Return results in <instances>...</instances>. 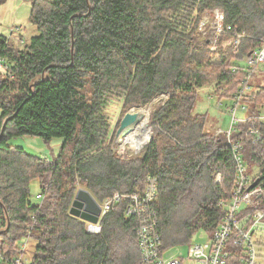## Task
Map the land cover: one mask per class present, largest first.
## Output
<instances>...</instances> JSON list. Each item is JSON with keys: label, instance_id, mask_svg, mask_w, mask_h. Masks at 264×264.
<instances>
[{"label": "trees", "instance_id": "obj_1", "mask_svg": "<svg viewBox=\"0 0 264 264\" xmlns=\"http://www.w3.org/2000/svg\"><path fill=\"white\" fill-rule=\"evenodd\" d=\"M217 8L246 34L236 54L231 44L221 50L218 65L211 63L218 51L200 30ZM31 19L38 34L27 43L21 38L22 46L0 32V59L8 66L0 71V133L20 108L0 139V229L6 211L11 219L0 236V264H14L9 259L22 255L26 235L37 241L29 264L140 263L138 221L126 215L125 202L102 217L98 234L70 213L79 183L102 202L134 192L153 175L164 247L212 231L224 217L220 201L231 198L237 164L226 136L209 135L207 114L194 113L197 89L213 82L215 94L232 105L249 84L242 101L249 114L264 112V72L240 63L264 38V0H34ZM229 38L227 31L220 39ZM162 93L167 98L151 116L161 137L153 135L141 156H118L109 142L111 103L143 106ZM23 135L63 143L47 159L8 143ZM232 139L264 185V120L252 117ZM35 179L43 194L38 202L31 200Z\"/></svg>", "mask_w": 264, "mask_h": 264}, {"label": "built area", "instance_id": "obj_2", "mask_svg": "<svg viewBox=\"0 0 264 264\" xmlns=\"http://www.w3.org/2000/svg\"><path fill=\"white\" fill-rule=\"evenodd\" d=\"M200 30L205 37L210 34L209 39L214 35L222 36L229 31L230 38L227 42L233 45L234 52H237L242 38L246 36L245 32H236L231 25L225 23V12L222 8L215 9L212 15L206 14L200 23ZM14 32L15 29H12L10 35ZM244 58L248 67L264 72V38L260 46L254 48ZM7 67L5 61L0 59V71ZM250 90L251 86L246 84L229 107L232 116L230 128H218L214 133L226 136L237 164V179L231 198L228 202L220 201V205L225 207L224 217L212 231L199 230V237L203 240L188 244L187 253L181 249L177 254L170 255L169 247L163 245L156 208L157 177L148 175L144 185L134 192H115L102 202L99 201L100 220L120 202L126 203L127 216L137 218V238L141 253L139 264H264V185L259 181L257 185L251 187L256 179L248 172L240 143L232 139L238 126L246 124L252 117L264 120V112L257 115L249 114L247 105L242 101L243 95ZM237 107L246 112L244 117H236ZM149 130L152 132L151 127ZM250 133L253 134L254 141L261 139L259 128L252 127ZM221 176V172H218L216 180L220 181ZM36 197L41 200L42 192ZM0 254L2 255L1 251ZM9 260L14 264H29L28 261H24L22 255Z\"/></svg>", "mask_w": 264, "mask_h": 264}, {"label": "rangeland", "instance_id": "obj_3", "mask_svg": "<svg viewBox=\"0 0 264 264\" xmlns=\"http://www.w3.org/2000/svg\"><path fill=\"white\" fill-rule=\"evenodd\" d=\"M34 0H1L0 1V32L10 36L12 29H15V32L12 35V40L16 42L18 46H22L24 44L21 43V38L27 43L31 40L32 36L38 34L37 26L33 23L31 19V9ZM19 29V30H18ZM210 36L206 35V37ZM222 36H212L209 40V49L211 51L217 52L212 58V64H221L223 58V48L230 45L227 40L220 39ZM20 42V43H18ZM234 52V51H233ZM237 52H235L236 54ZM241 64L246 65L247 61L243 58L240 61ZM216 85L212 82L211 85L207 84L201 86L197 89L198 96L194 106V113L207 114V124L206 130L209 135L213 134L218 130V128L229 129L231 126L232 116L229 113V107L231 105L230 99L222 98L220 99L215 94ZM167 98V94L162 93L157 98H154L152 101L143 106H131L124 107L122 102L119 100H115L111 103L109 108L107 109V113L109 115V122L112 125V129L109 136V142L111 144L112 149L118 154V156L123 159H129L134 156H141L142 151L145 150V146L150 142L153 135L160 136L161 133H157L153 127V123L151 122V116L153 112L161 106ZM144 109V110H143ZM237 118H242L245 116L246 112L241 110L240 107H237ZM128 111H136L143 115L142 117L147 119L146 126L147 128L152 129L150 131L149 139L143 143L141 142L137 147L132 145L128 137L126 138L123 135L121 138L117 135V130L119 128L121 119ZM149 126V127H148ZM157 127L161 128L158 124ZM155 131V134H154ZM8 143L20 146L26 149L29 153L40 155L47 159H52L56 157L61 149L63 138L62 137H54L50 141L45 140L42 137L35 135H23V136H15L9 139ZM143 143V144H142ZM142 144V145H141ZM252 175H255L253 172ZM79 188L83 187L81 183L78 184ZM78 188V189H79ZM31 190V200L33 202H38L40 199H37L36 195L42 192V188L37 179L33 180L30 185ZM72 206V204H71ZM86 230L88 232L98 234L101 231V222L100 225L93 224L84 219ZM100 226V227H99ZM1 230V229H0ZM206 236V234H205ZM203 238L199 237V232L195 234L194 241H202ZM37 241L32 236H23L19 240V254L24 255V261H28L31 258L32 253L36 247ZM187 245H175L169 246L168 254H177L182 251L187 253ZM181 247V248H178ZM29 262V261H28Z\"/></svg>", "mask_w": 264, "mask_h": 264}, {"label": "water", "instance_id": "obj_4", "mask_svg": "<svg viewBox=\"0 0 264 264\" xmlns=\"http://www.w3.org/2000/svg\"><path fill=\"white\" fill-rule=\"evenodd\" d=\"M74 37V34L72 32V38ZM20 108H18L13 115H11L7 120L5 121L1 133H0V139L4 135L5 128L7 125V122L12 119L19 111ZM139 121L138 112L136 111H128L125 113L123 118L121 119L119 128L117 130V135L125 133L131 125L137 123ZM259 182V179H256L251 187L257 185ZM0 204H3L0 201ZM70 213L74 216L80 217L81 219H84L88 222H91L93 224L100 225V214H101V206L99 201L95 198V196L86 188H79L75 198L72 202V206L70 208ZM7 216V225L0 230V236L4 233H6L10 228L11 219L9 216L8 211H6ZM100 227V226H99Z\"/></svg>", "mask_w": 264, "mask_h": 264}, {"label": "bare ground", "instance_id": "obj_5", "mask_svg": "<svg viewBox=\"0 0 264 264\" xmlns=\"http://www.w3.org/2000/svg\"><path fill=\"white\" fill-rule=\"evenodd\" d=\"M138 116H139V121L131 125V127H129V129L125 133L120 134V138L123 135H125L126 138L128 137L131 144L137 147H139L138 145L141 142L143 143L146 142L150 136V130L146 126L147 119L143 118L144 116L141 115L140 113H138Z\"/></svg>", "mask_w": 264, "mask_h": 264}]
</instances>
